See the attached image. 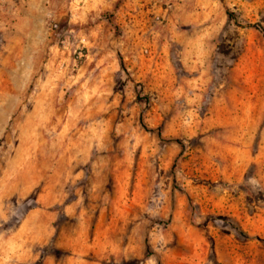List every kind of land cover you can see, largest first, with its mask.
<instances>
[{"label":"rangeland","instance_id":"rangeland-1","mask_svg":"<svg viewBox=\"0 0 264 264\" xmlns=\"http://www.w3.org/2000/svg\"><path fill=\"white\" fill-rule=\"evenodd\" d=\"M159 263L264 264V0H0V264Z\"/></svg>","mask_w":264,"mask_h":264},{"label":"trees","instance_id":"trees-1","mask_svg":"<svg viewBox=\"0 0 264 264\" xmlns=\"http://www.w3.org/2000/svg\"><path fill=\"white\" fill-rule=\"evenodd\" d=\"M160 136H161V135H160ZM175 142L179 143L178 140H176ZM236 230H237L240 234H243L242 231H241L238 227H236ZM159 264H160V263H159Z\"/></svg>","mask_w":264,"mask_h":264}]
</instances>
